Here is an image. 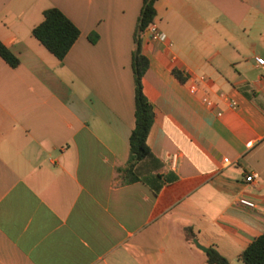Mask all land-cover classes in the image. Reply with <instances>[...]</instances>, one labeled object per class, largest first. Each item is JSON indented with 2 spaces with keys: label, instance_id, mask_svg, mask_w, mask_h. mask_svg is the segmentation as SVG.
I'll list each match as a JSON object with an SVG mask.
<instances>
[{
  "label": "crops",
  "instance_id": "crops-1",
  "mask_svg": "<svg viewBox=\"0 0 264 264\" xmlns=\"http://www.w3.org/2000/svg\"><path fill=\"white\" fill-rule=\"evenodd\" d=\"M141 3L0 0L19 61L0 56V264H210L194 239L245 264L264 232V0L155 1L150 154L129 173ZM50 7L79 30L61 60L32 35Z\"/></svg>",
  "mask_w": 264,
  "mask_h": 264
},
{
  "label": "trees",
  "instance_id": "trees-1",
  "mask_svg": "<svg viewBox=\"0 0 264 264\" xmlns=\"http://www.w3.org/2000/svg\"><path fill=\"white\" fill-rule=\"evenodd\" d=\"M156 0H142L136 20L132 51V72L134 81V117L135 125L129 136V156L126 171L132 173L136 162L150 154L146 143L147 135L154 119L152 104L143 93L142 76L148 67V59L141 52L142 33L148 23L155 16ZM32 35L57 59L61 60L79 35L78 28L58 8L50 7L43 11L42 20L32 28ZM94 42L97 35H89ZM0 56L11 66L15 67L19 61L11 51L0 41ZM173 73L183 80L176 69ZM240 258L245 264H264V232L258 235L245 247ZM207 262L210 264H231L214 248L207 249Z\"/></svg>",
  "mask_w": 264,
  "mask_h": 264
},
{
  "label": "built area",
  "instance_id": "built-area-1",
  "mask_svg": "<svg viewBox=\"0 0 264 264\" xmlns=\"http://www.w3.org/2000/svg\"><path fill=\"white\" fill-rule=\"evenodd\" d=\"M143 34H146L147 38L149 40H152V41H162V42L167 41L166 35L162 31H160L153 22L148 23V25L145 27L142 35ZM254 58H255L256 63L259 66L264 68V57L255 56ZM189 91L191 93H196L197 92V86L195 84H192L189 87ZM201 100L207 106L213 105V101L211 99H209L206 95H202ZM229 105L233 107L235 105V102L233 100H229ZM172 157L174 158V155H172ZM224 160L227 161L226 158ZM253 177H254V175L250 173L247 176H245V180L246 181H252ZM238 202L244 206H247V207H253V205H254L252 201L245 199V198H240L238 200Z\"/></svg>",
  "mask_w": 264,
  "mask_h": 264
},
{
  "label": "water",
  "instance_id": "water-1",
  "mask_svg": "<svg viewBox=\"0 0 264 264\" xmlns=\"http://www.w3.org/2000/svg\"><path fill=\"white\" fill-rule=\"evenodd\" d=\"M194 242L197 245V247L200 248L201 250H203V251H206L207 250L205 247H203L202 245H200L197 240L194 239Z\"/></svg>",
  "mask_w": 264,
  "mask_h": 264
}]
</instances>
